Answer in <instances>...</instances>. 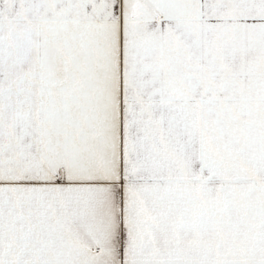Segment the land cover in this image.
Returning a JSON list of instances; mask_svg holds the SVG:
<instances>
[{
  "label": "snow or ice",
  "instance_id": "6c2138e0",
  "mask_svg": "<svg viewBox=\"0 0 264 264\" xmlns=\"http://www.w3.org/2000/svg\"><path fill=\"white\" fill-rule=\"evenodd\" d=\"M0 264H264V0H0Z\"/></svg>",
  "mask_w": 264,
  "mask_h": 264
}]
</instances>
